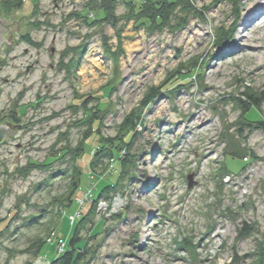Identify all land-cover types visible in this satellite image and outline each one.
Listing matches in <instances>:
<instances>
[{"label":"rangeland","instance_id":"rangeland-1","mask_svg":"<svg viewBox=\"0 0 264 264\" xmlns=\"http://www.w3.org/2000/svg\"><path fill=\"white\" fill-rule=\"evenodd\" d=\"M189 1L191 9L181 0L149 34L127 20L122 1L115 28H88L70 17L92 19L87 0H23L11 11L0 0L2 25L12 28L0 44V126H19L0 144V264H50L79 217L90 219L79 234L87 240L83 264H261L264 134L255 126L264 116V52L237 39L264 50V8L247 21L253 0ZM69 62L77 73L71 65L68 73ZM189 70L197 72L192 81L166 84ZM109 84L111 93L103 89ZM150 92H158L153 101ZM88 96L103 139L125 132L120 125L131 113L143 120L126 149L136 169L111 191L121 168L106 154L91 167L95 139L75 162L60 159L85 136L84 107L75 106ZM246 96L259 108L244 114ZM199 119L208 129H198ZM227 156L252 161L228 175ZM73 167L82 182L67 209ZM228 168L237 172L238 164ZM41 242L40 254L25 252Z\"/></svg>","mask_w":264,"mask_h":264},{"label":"trees","instance_id":"trees-1","mask_svg":"<svg viewBox=\"0 0 264 264\" xmlns=\"http://www.w3.org/2000/svg\"><path fill=\"white\" fill-rule=\"evenodd\" d=\"M119 1H122L121 3L124 5V7L127 9V20L131 21L133 23V26L136 29H143L147 33H156L161 31V29L165 26V24L169 21L172 9L174 6L178 3H181V0H161V1H153V0H87L85 4V11H87V14L89 15L91 12L95 14V16H92L91 19L90 16H81L78 13H73L70 17H76V18H82L83 22L86 24L88 28H93L95 26H101V25H109L112 28H115L118 24V18L115 14L116 6L119 3ZM186 3L188 9L192 8V3L189 0H184ZM23 3V0H4V3H2L3 7L7 10L10 9L13 10L14 8H21ZM36 7V6H35ZM36 9V8H34ZM226 38V37H225ZM224 38V39H225ZM29 39V38H28ZM29 41V40H28ZM223 38H220L218 43L222 42ZM30 45L32 44L31 41H29ZM221 50L227 47V45L220 46ZM106 55L111 56V54H115V52H111L108 48L105 50ZM82 55H79V58ZM111 57H116L115 55H112ZM66 64H64L65 67ZM70 65L74 70V73L76 72L78 68V63L69 62L67 63L66 67L68 69V73H70ZM195 71V70H194ZM77 73V72H76ZM197 72H193L190 70L187 72L179 71L176 75L180 77L176 78H168L166 80V84L170 83V88L173 89L175 86L179 85V82H182L183 80L192 79L195 77ZM174 79V80H173ZM168 81V82H167ZM165 84V86H166ZM177 84V85H176ZM169 87V86H168ZM103 89H109L110 93L115 89V86L112 84H109L108 87L105 85ZM167 87L164 89H160L159 93L156 92L153 95H158L162 93H166ZM152 95V92L148 94L147 100L153 101L154 97ZM243 95H247L244 93ZM260 95H263L260 93ZM109 96V95H108ZM82 97V96H81ZM247 97V101L240 102V105L242 107L243 113L246 114L250 110V108L258 107V104L252 102L251 98ZM79 105L75 107H79L80 104L84 115L82 114V119L80 121L81 125L86 126V132L83 139L79 142L78 146L75 148H69L63 155L60 157L61 160H64L66 158H69L72 162H75L77 158H81L83 153L86 151L89 141L95 139L96 143V149L94 156L92 158V161L90 163L91 167H94V169L97 166L98 159H100L102 156L106 154V156L113 161L114 163H117V165L120 166V170L118 173V179L117 184H115V187H111L108 189V191H111L119 185L120 179L127 173L128 169H136V166L131 162L130 155H128V152H126L127 147L130 144L131 139L136 135V133L139 131V128L142 124V116L138 113H131L130 116H128L123 123L120 125V128L122 131H125L121 134H117L112 139L107 138H101V123L102 119L100 117H97L98 110L95 108L96 106H89L90 100H93L91 96H88L87 99H79ZM147 101V102H148ZM143 106L146 105V103L142 104ZM70 108V106L68 107ZM259 108V107H258ZM95 109V110H94ZM103 125V124H102ZM257 129L261 130L264 134V116L262 119L256 124L255 126ZM127 131V133H126ZM120 145L125 146L124 153L126 152L125 156L124 153L121 152L122 148L119 151ZM121 146V147H122ZM250 158H236V157H229L227 156L225 158V161L223 162V168L222 170L225 171L228 175L231 174H237L238 172L242 171L249 163H251ZM233 162L238 164V171L237 172H230L228 168V163ZM57 175H63L57 173ZM82 182V176L81 172L77 171L75 167L71 169L70 177H69V185H68V192L66 195V198L62 200L63 203H65L66 208L71 207L73 204V196L74 194L79 191V187ZM90 219L79 217L76 219L73 229L71 231V234L66 242V249L65 251L57 256L53 261H51L50 264H83V260L85 259V256L88 253L86 242L87 240L82 239L79 234L81 232L82 227L86 224L87 221ZM66 225L69 224V221L67 219ZM71 223V222H70ZM83 225H82V224ZM85 223V224H84ZM2 232V231H0ZM53 232H50L52 234ZM91 234V232H90ZM48 235V236H49ZM243 235V234H242ZM89 238H93V236H89ZM45 246V243H39V244H32L25 252L26 253H33V255H38L41 253L42 248ZM263 261V262H262ZM261 264H264V255L262 257V260H260ZM32 264V262L27 263Z\"/></svg>","mask_w":264,"mask_h":264},{"label":"bare ground","instance_id":"bare-ground-1","mask_svg":"<svg viewBox=\"0 0 264 264\" xmlns=\"http://www.w3.org/2000/svg\"><path fill=\"white\" fill-rule=\"evenodd\" d=\"M254 4H255V7L256 8H253L251 9L250 8V11H248V17H246V20L248 21H252V19L254 18V16L256 15V12H259L257 11L256 9L258 8H264V0H253ZM249 29V27H246L245 30ZM237 43L241 46H244L246 47V49L249 51V52H253V51H261V52H264L263 49H260V47L258 46H252V45H247V42H246V38H239L237 39ZM208 119H199L196 121L197 123V126L199 127L198 129H208L209 127V123H208ZM180 129V128H179ZM211 152V149L208 148L207 151L205 152V158H208L209 157V154Z\"/></svg>","mask_w":264,"mask_h":264},{"label":"water","instance_id":"water-1","mask_svg":"<svg viewBox=\"0 0 264 264\" xmlns=\"http://www.w3.org/2000/svg\"><path fill=\"white\" fill-rule=\"evenodd\" d=\"M8 21L6 19H2L0 18V24H3V23H7ZM19 22L20 20L17 22V26H19ZM13 28L15 29V24L13 22ZM10 26V25H9ZM0 31H3V29L0 28ZM4 41V40H3ZM2 39L0 40V44L3 42ZM6 41V40H5ZM8 45L10 43H7ZM4 123L6 122H3L2 124L4 125ZM8 127H10V130L11 132H9V130L7 128H5L4 126L0 127V143H2L4 137L6 136V134H10L12 135V130L15 128V127H19L18 125L17 126H12L10 124H6ZM188 187H190L192 185V176H188ZM33 264H48V262H46V260L42 259V258H38Z\"/></svg>","mask_w":264,"mask_h":264},{"label":"flooded vegetation","instance_id":"flooded-vegetation-1","mask_svg":"<svg viewBox=\"0 0 264 264\" xmlns=\"http://www.w3.org/2000/svg\"><path fill=\"white\" fill-rule=\"evenodd\" d=\"M0 28L1 29H3V31H0V40L2 39V41L4 40L5 41V39H3V38H6L5 36H7L9 33H10V31H11V26H9V25H7V24H4V25H2V24H0ZM2 32V33H1ZM27 36L25 35V36H23L22 38H21V36L18 38V39H20V41H25V38H26ZM3 41V42H4ZM26 42V41H25ZM0 127H2V126H0ZM5 138V137H4ZM3 141H4V139H3ZM2 141V142H3ZM1 144V143H0Z\"/></svg>","mask_w":264,"mask_h":264}]
</instances>
